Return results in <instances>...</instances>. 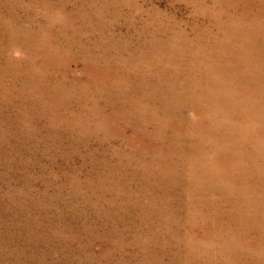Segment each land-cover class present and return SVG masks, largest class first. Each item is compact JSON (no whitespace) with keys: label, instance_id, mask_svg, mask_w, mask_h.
I'll use <instances>...</instances> for the list:
<instances>
[{"label":"rangeland","instance_id":"1","mask_svg":"<svg viewBox=\"0 0 264 264\" xmlns=\"http://www.w3.org/2000/svg\"><path fill=\"white\" fill-rule=\"evenodd\" d=\"M254 25L264 0H0V264H264Z\"/></svg>","mask_w":264,"mask_h":264},{"label":"bare ground","instance_id":"2","mask_svg":"<svg viewBox=\"0 0 264 264\" xmlns=\"http://www.w3.org/2000/svg\"><path fill=\"white\" fill-rule=\"evenodd\" d=\"M239 27V26H238ZM254 26H251L250 27V30H249V38H252V42L250 41H247V44L249 46L248 50H241L239 52V57H238V68L242 69L243 67H246V68H249L250 71H254L256 73V76L255 78L253 79L254 81V84L256 85V93H255V101L256 104L252 103V104H248L247 107L248 108H252L253 107H256L257 105H264V51L260 49V47L258 46V39H261V38H264V25H259L257 27V31H256V28H254ZM253 57H257V58H253ZM227 68V67H226ZM225 71V70H224ZM193 85V84H192ZM170 90V89H169ZM225 92V91H223ZM211 96V95H210ZM203 99V98H202ZM236 101V100H235ZM241 105V104H240ZM226 106H228L226 104ZM225 106V107H226ZM257 108V107H256ZM264 108V107H263ZM247 109V108H246ZM259 109V108H257ZM215 110V109H214ZM254 110V109H253ZM248 111V110H247ZM133 113V112H132ZM210 113V112H209ZM215 113V112H214ZM251 113V112H250ZM212 115V114H211ZM158 116V115H157ZM209 116V115H208ZM207 116V117H208ZM234 116V115H233ZM142 118V117H141ZM257 119V118H256ZM168 120V119H167ZM200 120V119H199ZM217 120V119H216ZM250 120V119H249ZM239 121V120H238ZM261 121V120H260ZM264 121V120H263ZM263 121H262V124H263ZM173 122V121H172ZM183 123V122H182ZM246 123V122H245ZM256 123V122H255ZM173 124V123H172ZM247 125V123H246ZM181 126V125H180ZM170 127V126H169ZM182 128V127H181ZM195 128V127H194ZM199 128V127H197ZM210 128V127H209ZM248 128V127H247ZM259 128V127H258ZM178 129V128H177ZM176 129V130H177ZM184 129V127H183ZM193 129V128H192ZM227 129V128H226ZM240 129V128H239ZM252 129V128H251ZM191 130V129H189ZM193 130H196V129H193ZM201 130V129H200ZM175 131V130H174ZM208 131V130H207ZM222 131V130H221ZM226 131V130H225ZM241 131V130H240ZM250 131V130H249ZM252 131V130H251ZM183 132V130H182ZM200 132V131H199ZM212 132V131H211ZM246 132V131H245ZM146 133V132H145ZM238 133V132H237ZM213 135V133H211ZM229 134V133H228ZM143 136V135H142ZM148 136V135H147ZM185 136V135H184ZM215 136V135H214ZM251 136V135H250ZM174 137V136H173ZM191 137V136H190ZM209 137V136H208ZM217 138V136H215ZM225 137V136H224ZM236 137V136H235ZM259 137V135H258ZM180 138V137H179ZM219 138V137H218ZM226 138V137H225ZM261 139V138H260ZM207 140V139H206ZM215 140V139H214ZM218 140V139H217ZM250 140V139H249ZM219 141H220V138H219ZM222 141V140H221ZM236 141V140H235ZM145 142V141H144ZM207 142V141H206ZM240 142V141H239ZM201 143V142H200ZM236 143V142H235ZM234 143V144H235ZM151 144V143H150ZM186 144V143H185ZM184 144V145H185ZM188 144V143H187ZM207 144V143H206ZM233 144V143H232ZM148 145V143H147ZM146 145V146H147ZM190 145V144H189ZM231 145V144H230ZM246 145V144H245ZM145 146V147H146ZM150 146V145H149ZM182 146V145H181ZM199 146V145H198ZM206 146V145H205ZM211 146V145H210ZM227 146V144H226ZM232 146V145H231ZM235 146V145H234ZM230 147V146H229ZM203 148V147H202ZM186 150V149H185ZM236 150V149H235ZM217 151V150H216ZM222 151V149H221ZM187 152V151H186ZM223 152V151H222ZM242 152V151H241ZM192 153V152H191ZM206 153V151H205ZM212 153V152H211ZM217 153V152H216ZM221 153V152H220ZM185 154V153H184ZM199 154V153H198ZM204 154V153H203ZM209 154V153H208ZM207 154V155H208ZM218 154V153H217ZM264 154V153H263ZM172 155V154H171ZM219 155V154H218ZM222 155V154H221ZM228 155V154H227ZM188 156V155H187ZM185 156V157H187ZM195 156V155H194ZM220 156V155H219ZM210 157V155H209ZM246 157V156H245ZM184 158V157H183ZM243 158V157H242ZM240 158V159H242ZM167 159V158H166ZM197 159V158H196ZM195 159V160H196ZM213 159H214V156H213ZM187 160V159H185ZM209 160V159H207ZM239 160V158H238ZM256 160V159H255ZM189 161V160H188ZM214 161V160H213ZM217 161V160H216ZM234 161V160H233ZM263 161V160H262ZM164 162V161H163ZM166 162V161H165ZM196 162V161H195ZM207 162V161H206ZM209 162V161H208ZM215 162V161H214ZM219 162V161H218ZM222 162V161H221ZM264 162V161H263ZM150 163V162H149ZM186 163V162H185ZM194 163V162H193ZM192 165V164H191ZM216 165V164H215ZM218 165V164H217ZM222 165V164H221ZM210 166V165H209ZM220 166V165H219ZM256 166V165H255ZM258 166V165H257ZM190 167V165H189ZM199 167V166H198ZM224 167V166H223ZM236 167V166H234ZM195 168V167H194ZM202 168V167H201ZM212 168V167H211ZM210 168V169H211ZM215 168V167H214ZM237 168V167H236ZM205 169V168H204ZM213 169V168H212ZM223 169V168H222ZM242 169V168H241ZM173 170V169H171ZM197 170V168H196ZM235 170V169H234ZM174 171V170H173ZM191 171V170H190ZM195 172V171H194ZM198 172V171H197ZM200 172V171H199ZM203 172H205L203 170ZM216 172V171H215ZM224 172V171H223ZM196 173V172H195ZM210 173V172H208ZM202 174V173H201ZM213 174V173H211ZM178 175V174H177ZM230 175V174H229ZM211 176V175H210ZM226 177V176H225ZM188 178V177H186ZM185 179V178H184ZM198 179V178H196ZM237 181V180H236ZM226 182V181H225ZM228 182V181H227ZM247 183V182H246ZM225 185V183H224ZM191 187V186H189ZM261 193V192H260ZM190 196V195H189ZM195 196V195H194ZM196 197V196H195Z\"/></svg>","mask_w":264,"mask_h":264}]
</instances>
